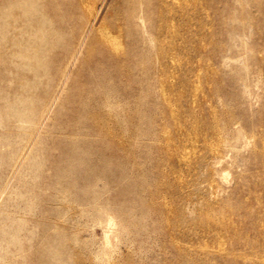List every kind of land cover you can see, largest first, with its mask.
<instances>
[{"label":"rangeland","instance_id":"obj_1","mask_svg":"<svg viewBox=\"0 0 264 264\" xmlns=\"http://www.w3.org/2000/svg\"><path fill=\"white\" fill-rule=\"evenodd\" d=\"M253 1L254 2H252L251 0H220V1L219 0H195L193 5L190 4L188 6L189 8V10L187 9L188 16L191 18H186L185 19L186 22L184 25H183V21L178 20L181 18H179L178 15L174 13L177 15L176 18L178 17L175 21L176 28L178 31V36L176 37L177 39L174 38L172 40L171 38H169L167 40L161 41L160 44H161L163 53L165 54L168 50V47L172 45L174 40L175 42L176 40L179 42V43L178 42L174 43V45L177 46L176 48L177 50L175 51V53H176V59H178V60L175 59L176 60L175 61L176 63L174 64L175 67L172 66L173 64L171 65V63L169 62L170 60L168 58L152 56V54L154 55L155 52L151 50L153 47H151L148 41H146L147 39L146 37L148 33H150L152 37H154L155 39L156 38L161 39L162 37L161 35L159 36L157 32L155 33L156 27L159 25L160 17L158 13L150 14L149 23L146 21L147 22L146 35L143 34L142 32V55L145 56L146 54H149V57L146 59L142 57V70L147 71V75L142 74V122H143L142 131L144 132V135L142 136V155H140V157L136 160V163L141 169V171H133L134 172L133 174H135V176L138 177V179L141 178L140 180L142 181V184L136 188V191L138 190L137 193L138 192L142 193V201H144V204L142 205L145 206L146 202L150 201L149 203H147L148 204L147 207L149 208V213H147L144 210V206L142 207L141 203L138 202L137 198H133L132 195L127 194L128 192L126 193V191L119 189L118 187L115 186V184L111 183L109 180L101 179L100 181H98V183H96L97 184L96 190L101 193L100 194L101 198L99 200L98 206L108 208L111 211L112 210L111 206H115V207H118V206L120 207L121 205L125 206L124 204L127 202L129 204L128 209L130 208V210H132V216H133V220L128 221L124 213L121 214L119 211L118 212L116 211L114 213V211H111L113 212L114 217L117 222L116 232L118 233V238L116 241L112 242V247H111L110 252H108V255L104 256L105 249H104V236H103L102 227L98 224L97 220L91 218L93 210L91 211L90 208L86 207V205L80 203V201L77 198V197H82L85 191L80 189V184L77 185V182L75 183V185H73L74 189L72 187L71 188L67 187L71 179L66 178V177L59 178V176L54 173L53 169L51 172L48 171V167H50L51 165L52 167L54 164L60 165L59 162H61L65 156L64 153L61 152L62 146L60 145V143H57L55 141V139H57L55 137L57 135V124L56 123H59L60 120L63 121V119L66 116L69 106L68 105L64 106L62 113H60L58 116L55 115L56 111L55 109H53L45 125L38 131V135H37L39 136L38 142L29 151L27 159L24 162H22V164L21 162L17 164V167L19 165V168L16 167L15 170L10 172V171H4V168L0 167V228H6L8 230L6 235H4L3 237L0 236V263L7 262L8 264H38L36 254H38V252L40 251L39 248L41 245V241H43L45 234H49L46 230L45 222L46 221L53 222L54 217L55 218L58 217L59 215L57 213L60 212V210H62L63 208L66 209L65 210L67 214L66 219L70 218L72 220L71 221L67 219L68 224L65 222L62 223V225H64L65 228H67L70 233H73L74 231V233L70 234L68 238V240L72 238L70 242L68 241L69 243L72 242L70 244V247L72 249L71 250L72 257L75 259H78L79 261H82L83 264L84 263L88 264V262H90L92 258H93L92 259L93 262L91 260V263L93 264H119V263H123V264H167V262L169 264H183V263L184 264H188V263L189 264H198V263L199 264H212V263L229 264L227 261L220 259V257L218 258V256H213L211 254H205L204 250L201 251L197 247V246H200V242L202 243L204 242L203 240H205L204 243L207 245L208 249L211 248L213 244L211 243L212 239L217 234H219V236L225 241L226 247L231 246L232 247L231 249L233 250L240 251V249L243 250L245 248L244 249L245 252L247 251V253H251L250 252L251 249L254 248L252 249V251L254 252L250 254V256L252 257H254L259 250L261 249L264 250L263 248V245H264V242H263L264 241V184H263L264 183L263 181L264 180V174H263L264 173V164H263L264 158L261 153V148H262L261 145L264 144V137H263L264 135L263 134L264 133V126H263L264 118L263 117L264 116H262L264 115L263 113L264 112V109H263L264 108V37H263L264 36V32H263L264 31V8H263L264 3H263V0H253ZM99 2L100 1L97 2V7L101 9V10L99 9L101 13L100 12L98 13L99 17L101 18H98V23L102 18L105 19L109 17L110 8L114 7V5L116 4V0H102L103 3L102 2L99 3ZM99 5L101 6L99 7ZM151 6H154V1L152 2ZM218 6L220 9L218 8ZM164 12L165 11H162L163 13L162 18L163 16H165ZM101 14H104V15L102 16ZM215 19L216 21H214ZM221 19L222 21L220 22ZM219 22L222 23L223 25L222 24L220 25ZM208 27H210L212 30H210V28L208 30ZM217 27L219 31L216 30ZM183 38L184 40H182ZM259 39H260V42L258 43ZM166 43L167 44L169 43V44L167 45ZM202 43L204 44L201 45ZM164 44L165 46H163ZM259 46H261L262 48L260 49ZM213 49L215 50V52L213 51ZM210 50H212L213 52H211ZM258 53H261V54H258ZM187 55H188V58H187ZM261 55L263 56V58ZM257 56L258 58H256ZM155 59L159 62H157ZM154 60L155 62H153ZM199 61L201 62V67H200ZM167 65H171V67ZM204 65L206 69H204ZM216 70H217V73H216ZM168 74L169 76H167ZM211 77L213 79H211ZM157 78L160 80H156ZM209 78L211 81L209 80ZM217 80H220V81H217ZM204 81H206V83ZM216 81L218 82V84ZM208 82L210 83L208 84ZM200 83H202L204 86ZM69 84L70 83L68 82L66 85V88H68ZM219 84L220 86H218ZM160 85H163L162 87L165 89L166 88L168 89L169 87V90L172 91V92L170 91L171 96L168 95V98L170 100V98L173 95L172 98L174 100L171 99V101L173 102L171 101L170 102L174 106L173 107V109L175 110L174 114L177 116L179 120H182V121H179L177 119L176 123H178V125L176 124V129H172V126H173L171 125L172 123L171 122L168 123L166 120V119H169V116H168L169 111L166 110L165 107H163L162 100L159 97H157L156 99L155 92L157 91V88ZM190 88L193 90H191ZM169 90L166 91L168 94H169ZM198 92L199 94H197ZM193 97H197L196 100L194 101H196V103L198 104L192 101ZM70 98L72 99V101L78 100V96L76 94L71 96ZM182 103L184 106L181 105ZM190 108H192V110ZM232 108H233V112H232ZM261 109H263L262 110L263 112L261 111ZM219 110L221 111L219 112ZM224 111L227 115L224 113ZM191 112L193 113V115H191L192 114ZM231 112L234 115H232ZM235 115L237 119L236 117H234ZM223 117L224 119H222ZM231 119H232V124H229V122H231ZM214 121L217 123L216 126H219L222 129H224L223 135H225V141H227V143L232 145V148L226 149L225 161L222 164L221 168H217L216 170H211V172H209L207 169L208 167L207 164L209 160H208V156H206L209 154H208V150L205 148L206 150L204 151V147H202L203 146L202 138L205 137L207 139H210L212 132H209V131H212L211 130L212 127H210L209 125L212 124ZM257 121H259V123ZM161 123L162 124L165 123V126L170 128L169 134L171 135L172 144H174L172 145L173 147L171 146V149L173 151H174V148H176V150L177 149L179 150L182 147L181 145L184 144L182 148H185L186 151H189L190 153L192 152L191 153L192 155L188 152L189 158L187 157L186 160L183 161V163L181 161L176 160L174 156L170 155L165 148L159 147V145H157L156 142H154L159 132L158 130L161 128V125H162ZM179 123H181V125ZM259 124H261V126ZM183 126L185 129L183 128ZM195 126L197 127L195 128ZM237 130L240 132V137L236 139L234 138V136L236 133L235 131ZM187 131L190 133H187ZM194 131H196V133ZM1 132H2V128H0V133ZM189 134H193V136L192 135L190 136ZM199 134L201 136H199ZM183 136L185 139H183ZM258 136H260V138ZM183 142H188L189 145L188 143H183ZM194 142H196L195 145H194ZM209 143H212V142L209 141ZM196 146H200V147H196ZM190 147L192 149H190ZM4 149L5 150H2L0 152V156L3 158H7L6 154L9 153V151L11 150V147H7V148L5 147ZM196 152H198L199 154H196ZM174 160H175V163H174ZM158 162L160 164H158ZM198 163H200L199 164L201 165L200 167L199 165H196ZM188 166H189L190 171H188ZM197 167L200 170L199 171L200 174L197 170L198 169ZM201 168L203 169V171L201 170ZM17 169L19 170L18 172H17ZM164 169H166L167 171H165ZM174 169H177V170L180 169V170L177 171ZM222 170L229 173L228 179L225 182H223L219 178V174L221 173ZM194 171L196 172L194 173ZM190 172H192L193 174H191ZM13 173H16L15 174L16 176L13 175ZM211 173H212V176H211ZM170 174L172 176H170ZM207 174H210V176L208 175L210 179L207 177ZM244 175H246L249 179L246 178V176ZM182 176L185 178L186 180L185 182ZM155 177L158 178L160 182H158V180L156 181ZM200 177H203V179L201 178L202 179L201 180ZM239 177H241V179ZM11 178L14 180H12ZM167 178H169L168 179L169 181L166 180ZM212 178H214L213 182L216 180L214 183L218 187L217 192L215 194L211 193L209 189H206L208 188L207 183ZM11 180H12V183H11ZM204 181H206V184L204 183ZM255 182L257 183V185ZM259 182H261V184H259ZM50 184H53L55 186H53L52 188L49 186ZM200 184H203V186ZM173 185L175 186V188ZM188 185L189 187H191L190 188L191 191L189 190ZM242 185L243 187L241 188ZM148 187H151V189ZM202 187H205V188H202ZM30 188H32V192H30ZM62 188L66 189L68 199L71 198L70 202L61 200L62 195L59 194L61 195L59 196L57 194L60 192V189ZM193 189H195V191H192ZM247 189H248V192L250 191L249 193L247 192ZM154 191H157V192H154ZM169 191H173V192H169ZM208 191L210 192V194ZM261 191L263 193H261ZM252 192L254 193V197H252L253 196ZM31 193L33 195H31ZM153 197L156 200H154ZM74 198L75 200H73ZM219 199L221 201H219ZM207 200L209 201L211 200L210 202L215 201L216 208L225 207L227 209L228 213H226L227 214L226 217H227L228 227H225L224 229L221 228L219 230H216L212 226H210L208 227L209 228L208 230L207 226H204L205 224L201 217L203 214H205L207 208L210 209L205 203L207 202ZM156 202L163 203L164 205H166L169 211L168 216L166 215L167 218H165L164 216L163 220H161L160 222L161 228H159L158 221L156 220L158 218H161L159 213L156 211L157 209L155 208L157 206ZM199 202L201 205L199 204ZM240 204H242L241 207H240ZM69 205L70 207L72 206L73 207L70 209V207H68ZM229 205L230 206L232 205V207L229 208ZM255 205L256 207H253ZM215 206H214V209H216ZM243 209L246 212H244ZM181 211L183 212V215ZM164 214L165 213H163V215ZM240 214H243V215H240ZM76 215H77V218H76ZM80 215L82 219H80ZM73 216H74V219L72 218ZM259 216L260 217L263 216V217L260 218ZM182 218H184L185 220ZM237 220H239L240 223ZM81 223L82 224L85 223L86 225L85 224L80 225ZM190 223H193V224H190ZM260 223L261 224L263 223L262 226H260ZM197 224L200 226H198ZM249 224H250V227H249ZM70 226L73 227V229ZM190 226H191V230L189 229ZM237 227L239 228V230ZM257 227L259 228L256 230ZM77 228L79 229V231H77L76 233L75 230H77ZM183 228H185V230ZM203 228L205 231L203 230ZM245 228L248 231L245 230ZM256 232H257V235H256ZM10 233L14 235L16 234L17 238L21 240V242L25 245L23 248L22 254L19 253V248L17 247V245H13L11 243L8 244L9 242L8 238H9ZM246 234H248L249 237ZM72 235L76 237L75 238L76 240L74 239V237H72ZM181 235L182 236L185 235L186 237L184 236L182 238ZM258 235L262 238L259 239ZM246 236L247 238L245 239ZM170 237H172L173 239L175 238L176 241L179 240L178 243L181 249L182 247L183 248L187 247L188 252H185V253L178 252L177 249H174L171 246L170 241L172 238ZM191 238L193 241L191 240ZM255 238L257 240L258 239L260 240V241L258 240L259 247L257 246V240ZM243 240L245 241V243ZM76 242L77 243L79 242V243L77 244ZM180 243H182L183 246ZM204 243H202L201 246ZM76 244L78 247H76ZM190 244L193 245V247ZM234 246H236V248ZM163 249L165 252L163 251ZM82 255H84V257H82ZM129 255L131 256V258ZM123 258L124 260H122ZM182 258L183 260H181ZM214 259L216 260V262L214 261ZM186 260H189V261L186 262ZM241 261L242 260L238 259L236 261V264H246V263H243L244 261L242 262Z\"/></svg>","mask_w":264,"mask_h":264},{"label":"bare ground","instance_id":"obj_2","mask_svg":"<svg viewBox=\"0 0 264 264\" xmlns=\"http://www.w3.org/2000/svg\"><path fill=\"white\" fill-rule=\"evenodd\" d=\"M98 1H100L99 3L102 2V0H0V128H2V132L0 133V152L2 150H5L4 149L5 147L6 148L11 147V150L9 151V153L6 154L7 158H3L0 156V159H1L0 160L1 161L0 167H3L4 171L12 172L13 170H15V168L17 167V164L19 162H21V164H22V162H24L27 159L28 153L31 150V148L34 145H36V143L38 142V138H39V136H37L38 131L45 125L46 121L49 119V116H50L52 110L55 109V111H56L55 115L58 116L60 113H62L64 106L68 105L69 108H68V111L66 113L65 118L63 119V121L60 120L59 123H56L57 124V135L55 136L57 138V139H55V141L57 143H60V145L62 146L61 152L64 153L65 156H64V159L61 162H59L60 165L54 164L53 167L51 165L50 167H48V171L51 172L53 169L54 173L57 174L59 176V178L60 177H66V178L71 179L70 182L68 183L67 187H69V188L72 187L74 189L73 185H75V183L77 182V185L80 184V189L85 191V193L83 194L82 197H77V198L80 201V203L86 205V207L90 208L91 211L93 210L91 218L97 220L98 224L102 227L103 236H104V249H105L104 256H105V255H108V252H110L111 247H112V242L116 241L118 238V233L116 232L117 222H116V219L114 217L113 212H111V211H114V213L116 211L117 212L119 211L121 214L124 213L125 216L127 217L128 221L133 220V216H132V210H130V208L128 209L129 204L127 202L124 204L125 206H123V205H121L120 207L119 206L118 207L111 206L112 207L111 211L108 208L98 206L99 200L101 198V195H100L101 193L96 190V188H97L96 183H98V181H100L101 179H105V180L107 179L111 183L115 184V186L118 187L119 189L126 191V193L128 192L127 194L132 195L133 198H137L138 202H140L141 205L144 204V201H142V193L141 192L137 193L138 190L136 191V188L142 184V181L140 180L141 178L138 179V177H136L135 174H133L134 173L133 171H141V169L139 168V166L136 163V160L140 157V155H142V136L144 135V132L142 131V123H143L142 122V74L147 75V71L142 70V57L144 59L149 57V54H146L145 56L142 55V32H143V34L146 35L147 22L149 23L150 14L158 13V15L160 17L159 18V25L157 27L155 25V27H156L155 33L157 32L159 34V36L161 35L162 37H161V39H159V38L155 39L154 37H152V35L150 33H148L147 37H146L147 39L146 38L145 39H146V41H148V43L151 45V47H153L151 50H153L155 53H154V55L152 54V56L168 58L170 60L169 62L171 63V65L173 64L172 66L175 67V65H174L176 63L175 61L178 59H176V53H175V51L177 50L176 49L177 46H175L174 43H176L178 41L176 40V42H175V40H174L172 45L168 47V50L165 54L163 53V50L161 48L160 43H161V41L167 40L169 38H171L173 40L174 38H176L178 36V31L176 28V22L175 21L179 17L181 19H178V20L183 21V25H184L186 22L185 19L191 18L188 16V10H189L188 6L190 4L193 5L195 0H116V4L115 5L113 4L114 7L110 8L109 17H107L105 19L102 18L99 21V23H98V18H101V17H99L98 13L100 12L101 9L97 7ZM153 1H154V6H151ZM251 1L254 2L253 0H251ZM263 3H264V0H263ZM253 5H254V3H253ZM100 6L101 5H99V7ZM107 8H108V6H107ZM218 8H219V6H218ZM162 11H165L164 12L165 16H163V18H162V15H163ZM174 13H176L178 15L177 18H176L177 15ZM101 15L103 16L104 14H101ZM255 18H257V17H255ZM199 20H198V22H199ZM214 21H216V19ZM221 21H222V19L220 20V22ZM221 24L222 23H220V25ZM209 28L210 27H208V30H209ZM210 30H212V29L210 28ZM216 30H218V27L216 28ZM182 40H184V38ZM259 42H260V39H259L258 43ZM203 44L204 43H202L201 45H203ZM163 46H165V44ZM259 47H260V49L262 48L261 46H259ZM214 49H213V51L215 52ZM222 49H224V48H222ZM260 49H258V50H260ZM204 50H202V51H204ZM220 50H221V48H220ZM195 51H196V49H195ZM210 51L213 52L212 50H210ZM258 54H261V53H258ZM201 55H202V53H201ZM210 55H212V54H210ZM187 58H188V55H187ZM256 58H258V56ZM262 58H263V56H262ZM183 59H185V58H183ZM155 60L153 62H155ZM198 60H200V59H198ZM258 60H260V59H258ZM210 61H211V59H210ZM157 62H159V61H157ZM159 65H160V63H159ZM171 65H167V66L171 67ZM174 67H172V68H174ZM200 67H201V62H200ZM204 69H206L205 65H204ZM158 71H159V69H158ZM199 71H200V69H199ZM216 73H217V70H216ZM167 76H169V74ZM199 79H200V77H199ZM211 79H213V78L211 77ZM156 80H160V79L157 78ZM192 80H193V78H192ZM209 80H210V78H209ZM217 81H220V80H217ZM223 81H224V79H223ZM68 82L70 84L68 85V88H66V85ZM204 82L206 83V81H204ZM191 83H192V81H191ZM209 83L210 82H208V84ZM200 84H202V83H200ZM217 84H218V82H217ZM163 85H160L157 88V91L155 92L156 93V99H157V97H159L162 100L163 107H165L166 110L169 111V113H168L169 119H166V120L168 123L169 122L172 123L171 124V125H173L172 129H176V124L178 125V123H176V121L178 118L174 114V111H175L173 109L174 106L171 103V102H173V101H171V99H173L172 98L173 95L169 100L168 95H170L171 90H169V87L167 86L168 89L167 88L166 89L169 90V94H168L166 92L167 90L162 87ZM175 86H176V84H175ZM218 86H220V84ZM211 87H213V86H211ZM181 88H182V86H181ZM191 90H193V89H191ZM234 93H236V92H234ZM63 94H64V96H63ZM75 94L78 96V100L72 101V99L70 97L75 95ZM197 94H199V92ZM197 97H198V95H197ZM197 97H193L192 101L196 100ZM180 98H181V96H180ZM199 100H200V98H199ZM177 101H178V99H177ZM184 103H186V102H184ZM194 103H196V101H194ZM196 104H198V103H196ZM181 105H183V103ZM190 109L192 110V108H190ZM263 109H261V111ZM220 111L221 110H219V112ZM164 112H165V110H164ZM232 112H233V108H232ZM224 113H225V111H224ZM163 115H164V113H163ZM191 115H193V113ZM232 115H234V114L232 113ZM262 116H264V115H262ZM234 117H236V115ZM222 119H224V117ZM236 119H237V117H236ZM179 121H182V120H179ZM199 121H201V120H199ZM229 121H227V122H229ZM257 122L259 123V121H257ZM190 123H192V122H190ZM179 124L181 125V123H179ZM229 124H232V119H231V122H229ZM216 125H217V123L215 121L209 125L210 127H212L211 128L212 131H209V132H212L210 139H207L205 137L202 138V141H203L202 147H204V151L207 149L208 154H209V155H206V156H208V160H209V162L207 164V166H208L207 169L209 172H211V170H216L217 168H221L222 164L225 161L226 149L232 148V145H230L229 143H227V141H225V135H223L224 129H222L221 127L216 126ZM259 125L261 126V124H259ZM196 127L197 126H195V128ZM183 128H184V126H183ZM169 129L170 128L165 126V123L162 124L161 128L158 130L159 132H158V134L156 136V140H154V142H156V144L159 145V147L165 148L167 150V152L170 155L174 156V158L176 160L181 161L183 163V161L186 160V158L188 157L190 152L186 151L185 148H182L184 146V144L181 145L182 147L180 146L181 148L179 150L178 149L176 150V148H174V151H173L171 149V146L174 144H172L171 135L169 134ZM205 129H206V127H205ZM260 130H262V129H260ZM194 132L196 133V131H194ZM235 132L236 133H235L234 138L237 139L240 137V132L238 130ZM187 133H190V132L187 131ZM256 133H258V132H256ZM205 134H206V132H205ZM208 134H210V133H208ZM189 135L193 136V134H189ZM261 135H262V133H261ZM199 136H201V135L199 134ZM185 137H187V136H185ZM258 137L260 138V136H258ZM263 137H264V135H263ZM183 139H185L184 136H183ZM199 139H200V137H199ZM199 139H198V141H199ZM209 141H211L212 143H209ZM188 142H183V143H188ZM257 142H258V140H257ZM195 143L196 142H194V145H195ZM199 143H201V142H199ZM188 145H189V143H188ZM190 146H192V145H190ZM200 146H196V147H200ZM187 147H189V146H187ZM261 147H262L261 153H262L263 158H264V144L261 145ZM190 149H192V148L190 147ZM193 152H194V150H193ZM198 152H196V154H199ZM151 158H152V156H151ZM206 162H204V163H206ZM174 163H175V160H174ZM158 164H160V163L158 162ZM161 164H163V163H161ZM199 164L200 163H198L196 165H199ZM263 164H264V162H263ZM143 166H145V165H143ZM200 166L201 165H199V167ZM17 168H19V165ZM184 169H186V168H184ZM164 170L167 171L166 169H164ZM174 170H177V169H174ZM174 170H173V172H174ZM179 170H177V171H179ZM181 170H183V169H181ZM197 170H198V172L200 171L199 168ZM201 170L203 171L202 168H201ZM18 171L19 170L17 169V172ZM188 171H190L189 166H188ZM196 171H194V173ZM183 172H185V171H183ZM190 173L193 174L192 172H190ZM260 173H262V172H260ZM15 174L16 173H13V175H15ZM184 174H186V173H184ZM199 174H200V172H199ZM10 175H11V173H10ZM155 175H156V173H155ZM208 175L210 176V174H207V177L210 179V177ZM170 176H172V175L170 174ZM211 176H212V173H211ZM228 176H229V173L224 171V170H222L221 173L219 174V178L223 182L227 181ZM244 176H246V175H244ZM8 178H9V176H8ZM72 178H74V179H72ZM182 178H184V177L182 176ZM201 178L203 179V177H200V179ZM204 178H206V177H204ZM239 178L241 179V177H239ZM246 178H248V177L246 176ZM159 179H161V178H159ZM168 179L169 178H167L166 180H168ZM170 179H171V177H170ZM213 179L214 178H212L210 181L207 179L209 182L207 181L208 182L207 183L208 188H206V189H209V191H211V193L215 194L217 192L218 187L214 183L216 180L213 182ZM12 180H14V179H12ZM12 180H11V183H12ZM157 180H158V178H156V181ZM185 181L186 180L184 178V182ZM158 182H160V181L158 180ZM204 183L206 184V181H204ZM259 184H261V182H259ZM153 185H155V184H153ZM200 185L203 186V184H200ZM256 185H257V183H256ZM49 186L53 188V186H55V185L50 184ZM188 187H189V185H188ZM205 187H202V188H205ZM242 187H243V185L241 186V188ZM148 188L151 189V187H148ZM154 188H155V186H154ZM154 188H153V190H154ZM174 188H175V186H174ZM190 188L191 187H189V190L191 191ZM247 188H249V187H247ZM157 191H154V192H157ZM192 191H195V189H193ZM30 192H32V188H30ZM169 192H173V191H169ZM247 192H248V189H247ZM261 193H263V192L261 191ZM57 194L62 195V196L59 195V196H61V200H65L66 202L71 201L70 200L71 198L68 199L66 189H63V188L60 189V192ZM201 194H202V192H201ZM206 194H208V193H206ZM209 194H210V192H209ZM31 195H33V194L31 193ZM184 195H182V196H184ZM252 197H254V193H253ZM1 198H3V197H1ZM243 199H245V198H243ZM59 200H60V198H59ZM73 200H75V198ZM154 200H156V199L154 198ZM192 201H193V199H192ZM201 201H202V199H201ZM210 201L207 200V202H205L210 209L203 206V207L208 209V210L206 209L205 214H203L201 217L204 221V224H205L204 226H207V228L212 226L216 230H219L221 228L224 229L225 227H228L227 217H226V215H227L226 213H228L227 209L225 207L216 208L215 201H212V202H210ZM219 201H221V200L219 199ZM149 202L150 201H147L146 204ZM245 202H246V200H245ZM146 204H145V206L142 205V207L144 206V210L147 213H149V208L147 207L148 204L147 205ZM156 204H157V206L155 207L157 209L156 211L161 216V218H158L156 220L158 221L159 228H161L160 222H161V220H163L164 216H165V218H167L166 215L168 216L169 211H168L166 205H164L163 203H157L156 202ZM199 204H200V202H199ZM242 204H240V207ZM214 206L216 209H214ZM68 207H70V205ZM72 207H70V209ZM230 207H232V205L231 206L229 205V208ZM233 207H235V206H233ZM253 207H256V205ZM257 209H258V207H257ZM65 210H66L65 208L60 210V212L57 213L59 216L56 218L54 217L53 222L52 221H50V222L46 221L45 222L46 230L49 234H45L43 241H41V245L39 248L40 251L38 252V254H36L38 264H83L82 261H79L78 259H75L72 257V253H71L72 249L70 247V244L72 242L69 243L72 238L70 240H68V238H69L70 234L74 233V231H73V233H70L69 230L67 228H65L64 225H62L63 222L67 223V219L71 220L70 218L66 219L67 214H66ZM230 210H232V209H230ZM237 210H239V209H237ZM243 211H244V209H243ZM197 212H199V211H197ZM244 212H246V211H244ZM163 213H165V214L163 215ZM173 213H175V212H173ZM253 213H255V212H253ZM182 215H183V212H182ZM240 215H243V214H240ZM78 216H79V214H78ZM245 217H246V215H245ZM261 217H263V216H261ZM72 218L74 219V216ZM76 218H77V215H76ZM80 219H82L81 215H80ZM182 219H184V218H182ZM186 219H187V217H186ZM69 220H68V222H69ZM188 220H190V219H188ZM237 221L240 223L239 220H237ZM237 221H236V223H237ZM186 222H188V221H186ZM75 224H76V222H75ZM84 224L81 223L80 225H84ZM181 224H182V222H181ZM190 224H193V223H190ZM194 224H196V223H194ZM262 224L260 223V226H262ZM170 225H171V223H170ZM177 225H179V224H177ZM177 225H176V227H177ZM198 226H200V225H198ZM181 227H183V226H181ZM249 227H250V224H249ZM259 227H257L256 230ZM71 228L73 229V227H71ZM204 228H203V230H204ZM183 229L185 230V228H183ZM189 229L191 230V226L189 227ZM80 230H81V228H80ZM83 230H84V228H83ZM208 230H209V228H208ZM238 230H239V228H238ZM245 230H247V229L245 228ZM75 231L77 233V231H79V229L77 228V230H75ZM165 231H166V229H165ZM176 231H177V229H176ZM7 232H8V230L6 228H0V236L3 237L4 235L7 234ZM190 233H191V231H190ZM246 235H248V234H246ZM256 235H257V232H256ZM82 236H81V238H82ZM184 236H182V238ZM72 237H74V236L72 235ZM199 237H201V236H199ZM248 237H249V235H248ZM75 238L76 237H74V239ZM170 238H172V237H170ZM234 238H236V237H234ZM246 238H247V236L245 237V239ZM260 238H262V237L259 236V239ZM252 239H253V237H252ZM89 240H90V238H89ZM191 240H192V238H191ZM258 240H257V246L259 247ZM8 241H9L8 244L11 243L13 245H17V247L19 248V253L22 254L23 248L25 245L21 242V240H19L17 238L16 234L14 235V234L10 233ZM178 241H176L175 238L174 239L172 238L170 241L171 246L174 249H177L178 252H183V253L188 252L187 247L186 248L182 247V249H181ZM203 241L205 242V240H203ZM226 241H228V240H226ZM251 241H250V243H251ZM204 242H202V243H204ZM85 243H86V241H85ZM121 243H123V242H121ZM182 243H180V244L183 246ZM202 243L200 242V246H197L199 248V250H201V251L204 250L205 254H211L213 256H218V258L220 257V259L227 261L229 264H236V261L238 259L244 261L243 263H246V264H264V250L263 249L259 250L256 253V255L254 257H252V256H250V254H252V252H254V251H252V249H254V248H252L251 251L249 250L251 253H247V251L245 252V250H244L245 248L244 249L242 248L243 250L240 249V251L233 250V249H231L232 248L231 246H229L230 248L226 247L225 241L219 236V234L215 235L214 238L212 239L211 243H213L214 246H213V244H212V246L209 245V246H211V248L208 249V247L205 243L201 246ZM244 243H245V241H244ZM77 244H76V247H78ZM193 245H194V243H193ZM193 245H191V246L193 247ZM92 246H93V244H92ZM83 247H85V246H83ZM234 247L236 248V246H234ZM263 248H264V245H263ZM132 249H133V247H132ZM255 250H256V248H255ZM163 251H164V249H163ZM242 251H244V252H242ZM177 254H179V253H177ZM131 255H132V253H131ZM109 256H110V254H109ZM185 256H187V255H185ZM185 256H184V258H185ZM82 257H84V255H82ZM138 257H139V255H138ZM168 257H169V255H168ZM130 258H131V256H130ZM89 260H90V258H89ZM91 260H90V262H88V264H93V263H91ZM122 260H124V258ZM181 260H183V258ZM222 260H221V262H222ZM187 261H189V260H186V262ZM190 261H192V260H190ZM214 261L216 262L215 259H214ZM92 262H93V260H92ZM112 262H113V260H112ZM176 262H177V260H176ZM172 263H173V261H172ZM0 264H8V263L3 262ZM119 264H123V263H119ZM167 264H169V263L167 262ZM212 264H214V263H212ZM219 264H222V263H219Z\"/></svg>","mask_w":264,"mask_h":264}]
</instances>
